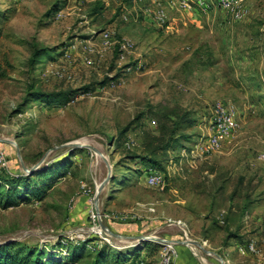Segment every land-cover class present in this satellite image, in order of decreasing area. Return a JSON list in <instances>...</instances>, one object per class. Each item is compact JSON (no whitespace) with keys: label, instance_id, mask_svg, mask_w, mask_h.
Instances as JSON below:
<instances>
[{"label":"rangeland","instance_id":"374dc122","mask_svg":"<svg viewBox=\"0 0 264 264\" xmlns=\"http://www.w3.org/2000/svg\"><path fill=\"white\" fill-rule=\"evenodd\" d=\"M0 13V180L53 171L30 180L45 182L39 197L0 208V244L65 260L84 242L161 264L171 242L170 264H264V0H0ZM30 85L78 92L24 104ZM218 104L238 127L207 151ZM185 114L188 137L161 150ZM149 170L163 186L144 184ZM96 210L111 217L100 235Z\"/></svg>","mask_w":264,"mask_h":264},{"label":"trees","instance_id":"16d2710c","mask_svg":"<svg viewBox=\"0 0 264 264\" xmlns=\"http://www.w3.org/2000/svg\"><path fill=\"white\" fill-rule=\"evenodd\" d=\"M62 4L56 2L53 6L54 13L62 9ZM102 10V6L96 3L93 8V14H98ZM3 13H0V21L2 20ZM46 50L35 46L31 62L32 64H38L39 59L42 57ZM78 90H68L59 92H45L41 89H36L33 85L28 87L26 96L23 100L24 104L28 102H37L45 104L47 106L52 105H64L69 103L76 95ZM17 113L21 110L17 109ZM195 124V120L189 118L187 114L182 115L180 118H176L172 122V128L165 143L161 146V150L169 149L170 147L176 146L182 138H187V135L181 134L176 137V133H180V130H187ZM153 153V152H152ZM141 164L149 165L152 167L157 166L156 160L151 156H138ZM52 170L46 172L37 171L29 177L20 178L11 177L9 179L0 180V208L9 209L16 205L18 200L30 197H39L42 193V189L45 188L44 181L40 185L33 184L30 182L33 179L43 177L47 174H51ZM32 179V180H31ZM31 180V181H30ZM44 182V183H43ZM46 189V188H45ZM68 253L65 256V260H55L52 254H46L42 250H37L34 247L25 246L17 242H5L0 244V264H125L126 260L121 257V253L114 251L107 245H103L93 255L86 254L84 242L79 243L73 247H65ZM133 259L137 257V252H133ZM124 256V255H123ZM89 257V258H88ZM84 258H87L83 261Z\"/></svg>","mask_w":264,"mask_h":264},{"label":"built area","instance_id":"2783aa9c","mask_svg":"<svg viewBox=\"0 0 264 264\" xmlns=\"http://www.w3.org/2000/svg\"><path fill=\"white\" fill-rule=\"evenodd\" d=\"M243 2V0H219V3L222 8L230 9L232 5H239ZM163 14H160V20L162 19ZM236 18H242V14L239 12L236 13ZM159 19V18H158ZM108 44L109 42V34H105L103 38ZM127 48L126 45H122V49ZM232 106H226L225 104H218L216 106L214 117L212 118L211 124V134L207 138L206 142L201 144L202 148L206 149L207 151H217L222 146L223 142L229 137V135L237 129L238 123L234 118V113L232 111ZM206 144V145H205ZM264 158V154L261 156ZM5 161V154L3 150H0V172L5 169L6 167ZM144 184L149 188H158L164 185V178L163 176L155 170H149L146 172V177L144 178ZM102 216L106 219H111L109 215H101L96 210L95 213L90 215V220L92 223V227L90 231L94 234H101L102 233V226L100 224V219ZM166 244V252L162 256L161 264H170L171 259V252L173 250L171 246V242H165ZM251 250L253 248L251 247Z\"/></svg>","mask_w":264,"mask_h":264},{"label":"water","instance_id":"95a60500","mask_svg":"<svg viewBox=\"0 0 264 264\" xmlns=\"http://www.w3.org/2000/svg\"><path fill=\"white\" fill-rule=\"evenodd\" d=\"M31 171H33V170H29V171L27 170V172H31ZM106 182H107V181H106ZM102 227H103V226H102ZM196 245L199 246V247H201L200 244H198V243H196Z\"/></svg>","mask_w":264,"mask_h":264},{"label":"crops","instance_id":"0c3cea01","mask_svg":"<svg viewBox=\"0 0 264 264\" xmlns=\"http://www.w3.org/2000/svg\"><path fill=\"white\" fill-rule=\"evenodd\" d=\"M192 20H193V21H196V19H193V18H192ZM184 254H187V251H184ZM187 255H188V254H187Z\"/></svg>","mask_w":264,"mask_h":264}]
</instances>
